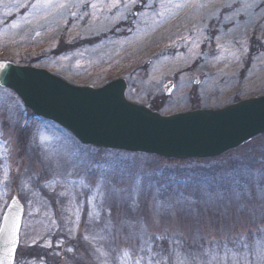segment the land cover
Listing matches in <instances>:
<instances>
[{"label": "rangeland", "instance_id": "obj_1", "mask_svg": "<svg viewBox=\"0 0 264 264\" xmlns=\"http://www.w3.org/2000/svg\"><path fill=\"white\" fill-rule=\"evenodd\" d=\"M255 5L0 0V61L78 85L123 77L131 101L164 114L219 108L264 94V5ZM13 197L24 205L14 264H261L264 133L203 158L99 148L0 86V226ZM233 202L248 212L230 229L208 223L209 207ZM177 204L190 215H170Z\"/></svg>", "mask_w": 264, "mask_h": 264}, {"label": "water", "instance_id": "obj_2", "mask_svg": "<svg viewBox=\"0 0 264 264\" xmlns=\"http://www.w3.org/2000/svg\"><path fill=\"white\" fill-rule=\"evenodd\" d=\"M0 64L6 65L0 68V86L14 90L37 116L58 122L84 144L162 157H213L264 133V94L219 108L163 114L128 99L123 77L101 86L78 85L43 67ZM172 87L168 82L165 92L169 94ZM7 210H19L21 228L24 206L17 197ZM6 251L0 237V260Z\"/></svg>", "mask_w": 264, "mask_h": 264}, {"label": "snow or ice", "instance_id": "obj_3", "mask_svg": "<svg viewBox=\"0 0 264 264\" xmlns=\"http://www.w3.org/2000/svg\"><path fill=\"white\" fill-rule=\"evenodd\" d=\"M261 5H264V0H261ZM261 5H255V7H260ZM96 5H93L95 7ZM15 26V25H14ZM6 67V65L0 64V68ZM5 95L6 96H12V92H9L7 89H5ZM20 102L16 101V106H19ZM25 127H27V122H25ZM41 143H43V138H41ZM45 187L51 189L53 192L56 191L55 184L54 183H47ZM60 196H66V192H60ZM217 199H221L218 197ZM17 204V201L13 200V205L15 206ZM39 211V209H37ZM208 211L212 214L208 218V223L213 224L215 223L217 226V229H230L231 228V221L234 219H237L238 217H242L247 214L248 210L246 207H241L239 203L233 202L230 206L225 205L224 207H209ZM6 213L2 219H3V227L0 228V237H3L5 242V247L7 249L5 256L3 260H0V264H13L12 262V255L15 251V247L18 244L19 241V230H20V212L19 210L13 212L11 210H7L6 205ZM170 215H175L176 217L186 216L190 215V212H188L183 206L177 204L175 206H172L169 210ZM160 217L159 216H153V222L157 223L159 222ZM264 222V221H262ZM71 233V230H69V234ZM47 247H52L51 243L49 242ZM71 251V249H69ZM260 260L261 264H264V246L261 247L260 251ZM247 264V262H246Z\"/></svg>", "mask_w": 264, "mask_h": 264}, {"label": "trees", "instance_id": "obj_4", "mask_svg": "<svg viewBox=\"0 0 264 264\" xmlns=\"http://www.w3.org/2000/svg\"><path fill=\"white\" fill-rule=\"evenodd\" d=\"M25 63H28V62H25ZM152 108H154V109L158 110L160 107H159V106H156V105H153V107H152Z\"/></svg>", "mask_w": 264, "mask_h": 264}]
</instances>
